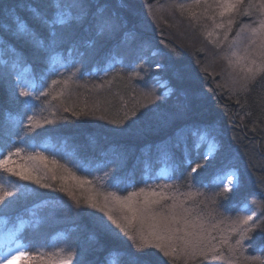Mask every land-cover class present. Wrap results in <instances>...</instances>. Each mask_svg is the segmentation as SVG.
Listing matches in <instances>:
<instances>
[{"label":"trees","instance_id":"trees-1","mask_svg":"<svg viewBox=\"0 0 264 264\" xmlns=\"http://www.w3.org/2000/svg\"><path fill=\"white\" fill-rule=\"evenodd\" d=\"M258 2L253 0L254 4ZM82 3V19L58 30L62 39L55 51L60 59L53 64L49 52L15 36L13 24L16 16L26 20L47 44L49 30L33 19L31 9L51 16L53 0H0V126H11L9 117L22 110L13 98L17 73L34 78L38 85L47 86L58 80L59 84L47 89L48 96L30 101L36 105L38 121L53 120L52 124L36 128L31 137L45 154H55L62 163L65 158L78 162L80 170L73 171L94 179L98 192L114 190L127 195L133 187H145L146 182L153 187L172 184L173 189L166 191L204 193L194 195L188 205L198 206L205 214L216 207L217 219L220 214L239 215L236 209L245 202L264 204V72L255 80H246V72L240 66H230L225 58L236 48L243 49L248 33L236 37L237 30L241 25L255 27L259 13L237 17L228 40H224L223 29H216L209 39L223 41L217 47L205 38L214 25L202 6L195 7L194 0ZM100 9L116 25L110 35L97 34L94 16ZM77 11L73 9L74 14ZM233 38L237 39L235 45L230 43ZM141 58L145 63L137 69V76L133 69ZM156 63L162 65L159 72ZM149 90L159 98L140 107L145 103L142 93ZM133 109L137 115L123 126L111 123L123 120L125 114L131 116ZM23 119L27 122L26 115ZM201 135L213 141L216 150L190 189V169L182 160L185 155L193 160L203 159L207 142L199 149L194 147ZM0 146L6 154L10 141L2 129ZM227 171H234L239 178L238 188L231 200L221 199L214 206L207 198L222 189L213 180L218 173ZM105 172H111L112 179H100ZM56 175L52 181L49 174L48 182L59 189V177L66 174L57 171ZM8 179L24 184L25 195L11 197L0 205V229L9 232L24 220L26 227L21 238L32 254L41 248L45 252H67L75 247L77 254L71 264H109L113 259L116 264H131V242L122 234L101 231L96 218L102 213L84 205V199L95 193L76 187L70 180L64 185L67 192H61L0 173V183ZM110 184L118 185V189L110 188ZM76 200L80 201L79 208ZM42 202L48 207L37 212L44 220L38 228H32L28 225L33 219L30 210ZM65 208L71 211L64 212ZM115 214L119 216L118 211ZM256 223L254 239L245 241L246 247L238 257L227 247L221 249L223 258L218 260H173L155 249L150 251L156 252L155 264H264V221ZM236 238L230 237V243ZM19 264L27 262L21 259Z\"/></svg>","mask_w":264,"mask_h":264},{"label":"snow or ice","instance_id":"snow-or-ice-1","mask_svg":"<svg viewBox=\"0 0 264 264\" xmlns=\"http://www.w3.org/2000/svg\"><path fill=\"white\" fill-rule=\"evenodd\" d=\"M194 5L197 8L202 6L203 12L212 21L214 28L207 32L205 38L210 44H216L217 47L223 41L217 43V41L209 39L215 35L216 29H223L224 40H228V33L237 23V17L251 16L254 11L258 12L260 18L254 21L255 27L241 25L237 30L236 37H240L242 32L248 33L243 49L236 48V50L231 51L229 57L225 58L230 66H240L246 72V80H255L259 73L264 72V0H259L258 4H254L253 0H194ZM53 6L54 11L51 16L41 13L38 9H31L33 19L49 30L47 44L36 30L29 26L26 20L16 16L13 18V24L15 25V36L32 43L38 49L49 52L50 59L55 64L60 59L55 48L58 40L62 39L58 30L73 22H79L84 11L82 0H70V2L64 3L61 0H53ZM187 7L191 8L193 5ZM73 9L79 11L74 14ZM196 15L195 12L192 13L193 18ZM94 23L97 34L101 36L110 35L116 30V25L111 19L104 16L103 9L97 11L94 16ZM230 43L235 45L237 39L233 38ZM144 63L143 58H141L140 63L133 69L135 75L139 76L137 69L142 68ZM15 67L16 65H14V70ZM148 67L150 69L151 65ZM155 67L159 72L162 65L156 63ZM59 83L58 80H52L51 85H38L34 78L29 79L24 73H17L13 98L21 104L22 110L17 116L9 117L11 126H0L3 134H6L10 141L6 154L4 148L0 146V173L6 174L7 177H15L20 182L36 185L41 189L59 190L61 192H67L64 185L70 180L76 187L95 193L84 199V205L102 213V216L96 218L99 221L101 231L115 236L122 234L131 242L132 251L128 253L131 264H155L156 252L173 260H178L179 257H184L186 260L196 257L204 260L222 259L221 249L223 247H227L233 256L238 257L242 254L246 247L245 241L254 239L252 234L258 228L256 222L264 221V204L257 205L255 200L251 203L245 202L236 209L239 215L232 217L220 214V218L217 219L216 207L205 214L199 210L198 206L188 205V202L194 199V195L203 196L204 193L196 192L193 194L189 191L185 194L180 193L178 189L166 191L173 189L172 184L153 187L146 182L145 187L138 190L133 187V190L128 191L127 195H119L114 190L100 193L97 191L94 179L88 178L86 174L77 175V172L73 171L74 168L80 170L78 162L71 158H65V162L62 163L55 154H45L44 150L35 143L31 133L36 128H42L45 124H52L53 120L38 121L35 116L36 105L30 101L48 96L47 89ZM64 85L67 87V80L64 81ZM161 86L166 87V85ZM167 94L165 93V95ZM142 97L145 103L140 104V107H146L147 102L159 98L152 90L142 93ZM25 115L27 122L23 119ZM136 115L137 111L133 109L131 116L125 114L123 120H112L111 123L123 126L127 120ZM13 136L16 137L15 140H12ZM205 142H207L208 148L204 152L202 160H193L187 155L182 160L186 169H190L187 172L190 189L195 184L200 172L207 167L216 150V144L213 141H208L204 135L199 136L194 147L199 149L201 144ZM57 171L66 174L59 177L61 181L59 189L53 188V184L48 182L49 174H51L52 181L57 179ZM112 175L111 172H105L104 177L100 179L107 181L112 179ZM238 180L239 178L234 171L218 173L213 183L222 190L208 197V201L216 206L221 199L231 200L238 188ZM109 187L118 189L116 184H110ZM157 188L160 190L157 191ZM23 195H25L24 184L16 183L11 179L0 183V205H4L5 201L11 197ZM166 201H171V203H165ZM75 204L77 208L81 206L79 200H76ZM253 205L257 206L253 207ZM46 207H48L46 202L33 206V209L30 210L33 219L28 222L30 227H39L44 217L39 215L37 209ZM63 211L70 212L71 210L65 208ZM117 211L119 216L115 214ZM25 227L26 222L20 220L13 230H9L4 240L0 241V264H11L12 260L21 259L27 264H71V261L74 260L77 254L75 247L67 252L65 249L45 252L41 248L37 250L36 254H32L29 246L21 238ZM214 233H218L219 236L217 237ZM232 236L237 237L234 243H230ZM12 245L15 247L13 248ZM151 249H155L156 252L150 251ZM109 264H116V261L113 259L109 261Z\"/></svg>","mask_w":264,"mask_h":264},{"label":"rangeland","instance_id":"rangeland-1","mask_svg":"<svg viewBox=\"0 0 264 264\" xmlns=\"http://www.w3.org/2000/svg\"><path fill=\"white\" fill-rule=\"evenodd\" d=\"M161 85H164V84H161ZM45 145L47 146V142L44 143L43 147H46ZM206 150H207V149H205L204 152H205ZM7 233H8V231H4V230H1V229H0V241H3V240H4V238L7 236ZM12 247L14 248L15 245H12ZM19 262H20V260H12V261H11V264H19Z\"/></svg>","mask_w":264,"mask_h":264}]
</instances>
